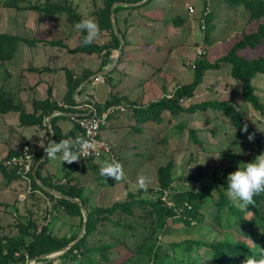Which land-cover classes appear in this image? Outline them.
I'll return each mask as SVG.
<instances>
[{
    "label": "rangeland",
    "instance_id": "1",
    "mask_svg": "<svg viewBox=\"0 0 264 264\" xmlns=\"http://www.w3.org/2000/svg\"><path fill=\"white\" fill-rule=\"evenodd\" d=\"M109 1L110 0H0V33L22 38L42 37L44 38L43 41L46 39H62L61 42H63V40L66 39L71 47L78 46L81 44L80 37L82 35V30L75 27L79 22L75 21V18L71 16L72 13L76 12L75 15H78V17L80 16L82 19L94 21L97 26L100 15H108L113 9L114 5L110 7L108 4ZM209 1L212 2L213 26L209 21L210 19L207 18L210 39L207 42L205 41L203 45L204 49L207 50V60L213 63L228 55L232 46L243 40L244 36L248 37L251 36L252 33L257 32L260 24L264 23V18H262L260 22L251 20L250 11H246L243 6H239L241 7L239 9L238 6L230 7L228 4L224 3V0ZM191 7L194 12L190 11ZM47 9H49L48 12L46 11ZM66 9H68V11H66ZM163 9H167V11H164L165 17H163V20L159 22H148L146 14L149 15L151 12ZM202 9L203 0H153L149 5L141 4L125 7L120 11L113 10L119 29L126 36H129L128 39L131 42H129L131 45L126 48L127 50L123 58V62L125 63L126 61V63L122 70L126 67L127 76L125 78L122 76L121 78L123 79L122 82L125 88L135 87V90L141 93L144 88L143 85L150 80L151 76L156 71H158L155 67L151 66L149 60L152 61V65H156V67L160 66L161 69L163 63L168 65L161 75H158L156 72L155 79L152 81L150 80L149 92H151V95L148 102L151 100L158 101L164 96L169 98L178 85L190 82V75L193 77V62L198 58L196 51L200 45L197 44V42L201 40L204 35V32L201 31ZM69 10H71V12H69ZM181 17L186 21L184 27L181 25L182 23L174 26V19H179ZM209 18H211V16ZM139 30H141V34ZM93 37L98 40V43L105 44L107 40L109 42V39H111L110 29H104L102 31L96 29V33ZM148 37H152L151 40ZM133 40L139 44H132ZM21 45L24 44L18 46V51ZM137 47L140 52L138 55L135 49ZM176 47L178 49H175ZM168 49H170L169 53L166 52ZM171 51L173 52L170 56L169 54ZM116 54L117 51L114 52V57ZM238 55L244 57L248 61L264 58V41L261 43L260 40L256 48L247 47L241 49ZM93 59L98 60V57L93 56ZM8 61L11 60H0V81H3L5 77L8 78L10 74L5 66ZM82 61L83 60H81V62ZM93 64L95 66L93 70L98 71L101 69L98 61H93ZM149 66L151 71L147 72ZM232 70L233 64L224 62L220 70H209L206 72L203 83L199 85L195 91L194 97L190 99L184 98V101L180 100V105H182V107H187L194 103H205L215 100L227 101L234 98L242 105L241 109L245 114L247 124L255 127L264 138V118L259 112L250 108L249 104L243 103L241 100V86L240 83L231 76ZM83 73L82 70L77 74L78 77L84 78L86 75ZM113 75L117 80L120 79L117 71H115ZM104 76L107 78L108 75ZM98 79L102 80L101 77H98ZM253 83L257 89L256 93L264 102V76H258ZM8 86L10 85L7 84V87ZM4 87L2 83L0 92L5 90ZM129 92L131 91L129 90ZM10 93L15 95L12 92ZM153 120L154 123H158V126L156 128L155 124H151L153 129H151L152 131L149 135L152 136L153 140L150 139L149 141L153 144V147H150V151L147 153L151 154L146 157L147 161L145 160V164L141 162L142 164L140 163L137 165L136 161L134 164H127V167H124L125 176L123 177L125 179L123 177L115 180L106 178L107 183L106 180L103 182V185H122L120 186L122 192L119 193L118 202L128 201V196L130 194L139 197V192H141V190L147 191L144 192L143 195L141 194L144 199H155L158 201L160 195L158 190L161 185L158 171L160 168H164L167 164L172 163L173 183L170 186L171 192L170 195H165L162 199L164 203H162L163 205L166 204L169 207H174L175 201L178 200L177 196L179 193L183 194L189 191H199L204 185L211 183L215 177L222 176L227 169L232 167L237 170L240 164L250 162V160H248V154H252V152L256 150L254 145H250V148L242 146L236 135L233 124L223 112L208 109L205 111L198 110L194 114L188 115L164 113L163 118L159 120L153 118ZM190 131H196V136L202 141L201 145L195 143ZM242 153L244 154L242 155ZM132 169L134 173H131ZM199 171H202V175L197 183L190 184L185 181L190 173H197ZM127 173L129 175V180H126ZM130 184H134V186H129ZM149 195H151V198ZM215 198L216 195L213 196L214 200ZM134 201L137 202L135 199ZM38 205L44 210L43 215L40 216L41 219L39 220V224H36L37 228L33 233H40L42 227L47 224L45 221L48 217L52 218L54 215H56V217L62 215L60 214L61 209L58 205H56V209L54 208L53 210H48L47 207L43 208V201L38 203ZM54 205L55 202L52 203V207H54ZM91 206L96 207L98 204L96 203ZM152 209V206L146 205L145 208L140 207V209L137 210L143 211V216H145L149 211H152ZM183 209L184 208L181 207L180 211H183ZM199 213L203 220L201 224L196 223L188 227L181 221L169 218L162 232L156 230L158 232L156 233L157 242L170 253L171 258H169V261L171 264H187L190 259L195 260L197 264H216L212 259L213 252H210L209 247L195 246L194 251L188 253L187 248L189 247V242L202 241L203 243L213 244L222 241L223 238L228 235L232 237L233 241L238 242L239 240H245V238L248 240V237L256 239L261 235L260 227L258 225L253 227L248 222L243 223L233 220L229 227H226V221H223L221 225L217 224L216 207L214 201L209 199L204 203V207ZM26 218L29 219L28 217ZM143 222L139 225L141 230L147 226L149 229L156 227L155 222L152 224L147 218ZM15 223H19V221ZM82 226H80L78 220L76 232L72 237L77 236L78 238L82 234ZM104 230L106 232L108 231V233H104V236H97L96 233L95 235L88 236L86 242L83 244L91 248L105 246L110 243V240H107L108 236L111 238V235H120L119 231L113 229L111 225ZM141 230L139 231V235H136V241V236L134 237V242H132L128 236H119L120 238L118 240L123 242L115 244L113 249L109 250V258L107 261L104 260L107 254L104 250L98 253H90V257L86 254V257H84L81 251L85 252V245L82 244V248H78L76 252L66 257L63 256L65 254L63 251L55 252L44 256L43 258L45 260L41 262L37 259H28L26 250L23 249L21 252H16L14 254V260L8 264H130L137 262L145 264L149 259L148 255H146L147 250L153 247L152 243L155 242V239L153 236L150 238L149 233L141 234ZM11 232L14 235L10 237H17L20 235L17 224L13 225V230H11ZM81 238L75 245H78ZM24 240L26 243L25 245L28 246L29 242L32 241V237H26ZM131 242L132 244H130ZM139 243L140 245L144 244L141 250L142 253L132 254L131 249L134 250V246L136 247ZM23 254L26 258L25 261L21 259ZM54 255L56 257L53 258ZM133 256H138L137 262L131 259ZM228 264L244 263L237 261V263L229 262Z\"/></svg>",
    "mask_w": 264,
    "mask_h": 264
},
{
    "label": "trees",
    "instance_id": "2",
    "mask_svg": "<svg viewBox=\"0 0 264 264\" xmlns=\"http://www.w3.org/2000/svg\"><path fill=\"white\" fill-rule=\"evenodd\" d=\"M144 0H110L109 6L111 7L115 3H124V4H134L139 5L138 3ZM153 0L147 1L146 5L152 3ZM225 4H228L230 7L236 6H243L246 11H250L251 13V20H255L260 22L262 18H264V0H224ZM211 4L209 0H203V9L201 20L205 22V29L201 26V31L204 32L203 37L201 40L197 42L200 46L204 44V42L209 41V27L208 19L212 25L213 13L211 10ZM143 5V4H142ZM126 6H119L114 9V11H120L124 9ZM239 7V9L241 8ZM72 9V7H71ZM58 10V9H57ZM65 10V9H64ZM74 12L75 10L72 9ZM47 12L49 9L46 10ZM68 11V9H66ZM110 11V10H109ZM113 11V12H114ZM71 12V10H69ZM76 13V12H75ZM72 13V17L75 18V21L81 22L88 19H82L80 16L75 15ZM111 13L108 15L101 14L98 21H97V29L102 31L104 29H110L111 32V39L108 43L100 44L96 41L94 37L91 39H86L87 32L82 30V35L80 37L81 44L75 48V51L78 53H88V54H97L102 56V64L101 69L103 67L108 66L114 60V52L118 50L120 47V39L118 35L115 33L113 22L111 18ZM115 14V12H114ZM107 16V17H105ZM211 16V18H209ZM208 18V19H207ZM74 20V19H73ZM184 19L181 17L179 19H174L173 25H178L183 23ZM118 26V24H117ZM213 26V25H212ZM119 28V27H118ZM213 28V27H212ZM211 28V29H212ZM124 40L125 46L126 42V35L121 32ZM264 41V23L260 24L259 30L255 33H252L251 36H244L243 40L237 42L236 45L232 46L230 53L215 62H210L207 60V50H205V54L201 57L196 58L193 62L192 69H193V79L191 82L187 84L178 85L177 88L174 89V92L171 97L164 96L158 101L152 102L148 105L145 109L146 114L151 115V118H156L159 120L161 114L164 111H168L172 115H179V114H194L196 111L201 110L205 111L208 109L223 112L225 116L229 118L231 123L233 124L236 135L238 136L241 144L243 147L250 148V145H254L256 150L252 152V154H248V160L250 162L255 159L261 153H264V138L262 135L256 130L255 127L252 125L247 124L245 114L242 111V105L239 104L236 99L231 98L227 101H208L205 103H194L190 104L187 107H182L180 105V100L184 98H193L195 91L203 83L204 76L206 72L209 70L218 71L221 69V65L224 62H229L233 64V70L231 72V76L240 83L241 92H242V101L246 104H249V107L254 109L255 111L259 112L260 115L264 118V102L262 101L261 97L256 93V87L254 85V80L262 75L264 76V58L260 60H252L248 61L244 57L238 55V52L241 49L250 47L256 48ZM37 42L44 43L41 40H26L24 38L13 36L6 33H0V60H12L16 53L18 52V46L21 43L34 45ZM47 43V42H46ZM48 44H61V41H52L48 42ZM124 46V47H125ZM124 52V48H123ZM122 52V54H123ZM122 57V56H121ZM121 60V58H120ZM119 60V62H120ZM119 62L116 68L119 65ZM115 68V70H116ZM100 69V70H101ZM114 71V70H113ZM84 78H80L74 81V77L72 74H67V84H68V93H67V100L72 99L73 93L76 89L82 84V82L89 79L91 76L95 75V73H87ZM73 102V100H72ZM74 104H77L75 101ZM117 100H113L109 102L107 105L116 104ZM105 105V106H107ZM104 106V107H105ZM34 107L36 112L38 110H43V114L40 116H36V114H26L25 111L21 108L20 104H15L14 99L9 96L6 92H0V113H7L10 111H21L20 119L24 125H39L44 122V119L50 116L54 111L59 110L63 111V109L53 104L51 105L48 100L43 102H36L34 103ZM22 109V110H21ZM99 109V108H98ZM77 125V124H76ZM52 127L54 131V141L60 138V134L54 123L52 122ZM247 129L244 131V129ZM192 133V137L195 140V143L201 145L202 141L199 140V137L196 136V131H190ZM75 135L78 136L76 143L73 147L69 148L71 154L75 155L78 145L82 142L84 138V134L82 129L77 125L75 130L73 131ZM102 135V134H101ZM249 136L252 137L249 140ZM25 145V144H24ZM31 145V144H29ZM33 146V145H31ZM23 147V146H22ZM36 147V146H35ZM19 153V152H18ZM17 153V154H18ZM17 154H11L7 158H10ZM69 154V153H68ZM244 153H242L243 155ZM43 158L42 152L39 151L37 155V163H39V168L43 165L41 161ZM93 161V160H87ZM5 169V168H4ZM14 174L13 176L20 181H22L19 176L15 173L14 170H11ZM235 169L232 167L227 169L222 176L215 177L211 183L204 185L199 191H189L185 193H179L178 200L175 201L174 207L167 206L166 204L163 205L162 199L165 197L166 192L167 195H170L171 189L170 186L173 183V166L172 163L167 164L166 167L160 168L158 171L159 181L161 185L159 186L158 193L159 200L156 201L155 199H144L143 195L144 192L141 190L140 196L136 197L133 194L128 196V201L116 202L112 206L108 208L104 207H92L88 205V198L84 195L83 187L74 182L68 181L64 185L54 187L50 185V183L45 184L48 187L55 189L56 191L69 196L71 198L79 199L82 201L83 206L86 208L88 212L87 218V226L85 235L81 238L78 245H73L70 249H68L64 257L76 252L78 248H82V244L86 242L87 237L91 235L97 236H104L106 232L104 229H107L110 225L113 229L119 231V236H128L130 240L133 241L134 237L139 235V225L141 222L145 221L146 218L150 221V223L155 222V228H150L147 226L143 228L140 232L141 234L149 233L150 238L153 236L155 242L152 243L153 247L148 248L147 254L149 259L145 264H171L169 258H171L170 253L162 247L156 238V233L162 232L167 224L169 218H172L176 221H181L184 225L191 227L194 224L198 223L201 224L203 222L202 217L199 211L204 207V203L209 199L214 201L216 207V220L217 224H222L223 221L227 222L226 227L231 225V221L235 220L238 222L243 223H250L253 227L258 225L261 230V235L259 238H249L248 240H239L235 242L232 240L231 236H225L222 241L208 244L203 243L202 241H193L189 242V247L187 248L188 253H192L196 247H209L210 252H213V261L216 264H228L230 263H237V261H241L246 264L247 260H250L255 264L256 261L264 259V192H261L253 197L252 203L241 208L238 202H233L229 200L226 192L227 188V176L229 173L234 172ZM37 172V171H36ZM202 175V171L197 173H190L185 181L190 184H195L200 180V176ZM33 183L31 186V190L27 199L34 198L37 202L41 203L45 200V196L55 202L54 208L56 209V205L60 207L63 212H65L68 216L77 218L79 220L80 226L84 223V215L82 213V207L71 200L68 199H59L56 198L54 195L50 194L46 190L41 189L35 180V176L33 175ZM42 191V193L40 192ZM152 191V190H151ZM150 192V191H149ZM148 192V193H149ZM41 193V194H40ZM157 193V194H158ZM216 195L215 200L213 196ZM153 196V194L151 193ZM151 195L149 197L151 198ZM26 199V200H27ZM137 200L136 201H134ZM35 204L38 205V203ZM163 202V203H162ZM147 206H152V211H149L148 214L143 216V211L137 210L140 207L145 208ZM183 207V211H180V208ZM40 208V207H39ZM179 208V209H178ZM30 212V211H29ZM249 214V215H248ZM28 217L29 219H27ZM23 216L19 223H17V227L19 228L20 235L17 237H9L0 235V264H8L9 262L14 260V254L16 252H21L23 249L26 250V256L28 259L31 260H38L39 262L45 260L43 257L53 254L55 252H61L64 248L68 247L72 242L76 241L78 238L76 237H57L55 236L49 227L50 223L44 225L40 231V233H33L34 230L37 228V223L33 220L32 215ZM25 218V220H23ZM32 219V220H31ZM47 221V220H46ZM144 223V222H143ZM158 230V232L156 231ZM116 234V233H114ZM108 236V235H107ZM117 235H111V238L108 236L107 240H110L105 246L100 247H89L85 244V252L81 251L84 257L86 254L90 257V253H98L99 251L102 252L103 250L106 251V258L104 260H108L109 250L113 249V246L118 243H122L123 241H119L120 238ZM137 236L135 241L137 240ZM32 237V241L29 242V245L26 246L24 238ZM122 238V237H121ZM247 240V241H246ZM132 242L130 244H132ZM142 246L144 244L134 246V250L131 249L132 254H141L142 253ZM172 247V246H171ZM174 247V246H173ZM256 248V249H255ZM87 256V257H88ZM138 256L131 257L132 260L137 262ZM92 258V257H91ZM90 258V259H91ZM22 260L25 261V255L23 254L21 257ZM86 259V258H84ZM83 259V260H84ZM129 259V260H131ZM130 264H140L137 263H130ZM187 264H197L195 260L190 259Z\"/></svg>",
    "mask_w": 264,
    "mask_h": 264
},
{
    "label": "crops",
    "instance_id": "3",
    "mask_svg": "<svg viewBox=\"0 0 264 264\" xmlns=\"http://www.w3.org/2000/svg\"><path fill=\"white\" fill-rule=\"evenodd\" d=\"M164 11H167V9L151 12L149 15L146 14L148 22H159L163 20V17H165ZM185 24L186 21L181 25L184 27ZM139 31L141 34V30ZM128 37L129 36H126L127 44L124 47L119 65L116 70L113 69L114 71H111L113 73L115 71L118 72L120 77L119 80H117L111 72L106 74L108 75L107 78H105L104 75H100L102 71L107 70L112 65L114 60L108 66L103 67V69L95 71L93 70L95 67L93 61H98L101 68L102 56L97 54L78 53L75 51V48L79 45L71 47L66 39H64L61 44L51 45L48 44V42L62 41V39H46L43 41L44 38L42 37L24 38L26 40H41L44 43L37 42L34 45L21 43L24 45H21L15 57L11 61L6 62L5 66L10 74L8 78L5 77L3 81H0V89H2L3 83L5 86L3 92L8 93L9 96L14 99L15 104L19 103L26 114H36L37 117L43 114L44 111L41 109L36 112L34 103L46 100H48L51 105L56 104L62 109L64 107V109L63 111H54L39 125H24L20 119L21 111L0 113L1 235L13 236L14 234L11 232V230H13V225L17 224L15 222L19 221L23 216L32 215L33 220L39 224V220L41 219L40 216L43 215L44 209L39 208V205L35 204L37 201L34 198H26L27 200L25 199V201L19 200L21 195L26 194L27 185L18 178L16 179L13 176L14 173L3 166V161L12 153L17 154L24 144L36 146L39 151L42 152L43 158L41 161L43 165L39 168L38 172V163L34 173L36 183L41 189H53L48 187L45 182H49L50 185L54 187L64 185L54 184L52 179H57L58 181L65 179L66 183H68V181H74L83 187L84 195L89 200V206L97 203L99 207L108 208L118 202L119 193L122 192L120 186L122 185H103L105 180L107 183V177L100 174V169L111 161L104 156L93 161H84L68 152L69 148L74 146L78 138V136L73 133L77 126L74 117L86 113V105L91 103L96 105L99 110H102L109 102L117 100L116 104L127 105L129 107V111L126 113L111 117L108 124L102 129L101 135L102 140L111 145L112 153L121 166L122 170H119V178L125 176L124 167H127V164H134L136 161V164L139 165L141 162L145 164L147 161L146 157L151 154L147 153H149L150 147H153V144L149 141L150 139L153 140V138L149 134L152 131L151 129H153V124L156 125V128L158 126V123H154L151 115L148 117L146 114L147 111H145L146 107L154 102V100L148 102L151 95V92H149L150 80L152 81L155 79L156 72L158 75H161L162 72L166 70L168 64L163 63L161 69L160 66L156 67V65H152V61L149 60L151 66L155 67L159 72L156 71L151 76L150 80L143 85L144 88L141 93L135 90V87L125 88L121 77L123 76L125 78L127 76L126 67V70H122V68H124L126 63V61L125 63L123 62L124 53L127 50L126 48L131 45ZM148 38L151 40L152 37ZM96 41L98 42V40ZM107 42L108 40L106 43ZM132 44L137 45L139 43L133 40ZM135 49L138 51V47ZM175 49L178 48L176 47ZM169 50L170 49L166 52L169 53ZM137 51L136 54H140V52ZM172 52L173 51L169 54L170 56ZM93 56L98 57V60L93 59ZM81 60L83 61L81 62ZM82 70L84 75L92 72L95 73V75L82 82L73 93L72 99L67 100V74H72L75 79L74 81H76V79H80L77 74ZM149 71H151L150 66L147 69V72ZM98 77H101L102 80H99ZM190 77L189 80L191 82L193 77L191 75ZM7 84L10 86L7 87ZM129 90L131 92H129ZM10 92L14 93L16 96ZM72 100L78 103L74 104ZM164 113L169 114L168 111H164L160 116L161 118H163ZM52 122L60 134V138L57 141H54ZM61 142L66 143L62 146ZM50 146L58 149L55 153V159L47 157L46 151ZM66 151L69 153L70 157H75L73 162H64L62 159ZM131 173H134L133 169ZM128 176L127 173L126 180H129ZM33 181L34 179L32 177V183ZM129 186H134V184H130ZM44 199L43 208L47 207L48 210H53L54 207H52V203L54 202L46 196ZM60 212L59 213L62 214L61 216L56 217V215H54L52 218L48 217L45 222L50 223V230L55 236L72 237L76 232L78 219L68 216L63 210ZM23 220H25V218Z\"/></svg>",
    "mask_w": 264,
    "mask_h": 264
},
{
    "label": "built area",
    "instance_id": "4",
    "mask_svg": "<svg viewBox=\"0 0 264 264\" xmlns=\"http://www.w3.org/2000/svg\"><path fill=\"white\" fill-rule=\"evenodd\" d=\"M190 11L194 12L192 7ZM202 28L205 29L204 20H202ZM196 52L197 57L203 56L205 54L204 45L199 46ZM85 108L87 110L86 113L74 117L76 124L82 129L84 134V138L78 145L75 155L84 161L95 160L104 156L111 161V164L117 165L119 170H122L117 158L112 153L111 145L102 140L101 134L102 129L108 124L111 117L126 113L129 107L127 105L111 104L103 107L102 110H99L96 105L90 103L86 105ZM38 152V147L25 144L17 155L6 158L3 161V166L8 170H14L19 178L27 185L26 194L19 197L21 201H25L31 190L32 177L38 164ZM52 182L61 185L65 184L66 180L63 179L58 181L57 179H52ZM167 194L168 193L166 192V195Z\"/></svg>",
    "mask_w": 264,
    "mask_h": 264
},
{
    "label": "clouds",
    "instance_id": "5",
    "mask_svg": "<svg viewBox=\"0 0 264 264\" xmlns=\"http://www.w3.org/2000/svg\"><path fill=\"white\" fill-rule=\"evenodd\" d=\"M75 27L87 32L86 39H91L95 35L97 29L96 24L92 20L81 21L77 23ZM246 130L245 128L244 131ZM251 139L252 137L249 136V140ZM65 143L66 142H61V145L63 146ZM57 150V148L50 146L46 151L47 157L55 159ZM62 159L64 162L71 163L75 160V157H70L68 153L65 152ZM100 174L107 178L118 179L119 167L113 164H106L100 169ZM226 181V192L229 200L238 202L241 208L251 204L255 195L264 192V153L255 157L251 162L240 164L237 170L228 174ZM246 264H253V262L247 260ZM255 264H264V259L256 261Z\"/></svg>",
    "mask_w": 264,
    "mask_h": 264
},
{
    "label": "water",
    "instance_id": "6",
    "mask_svg": "<svg viewBox=\"0 0 264 264\" xmlns=\"http://www.w3.org/2000/svg\"><path fill=\"white\" fill-rule=\"evenodd\" d=\"M147 1H149V0H144V1L140 2V3H138V4L141 5V4L146 3ZM119 6H126V7H128V6H135V5L134 4L115 3L114 6H113L112 13H111V17H112V22H113V27H114L115 33L118 35V37L120 39V47L117 50V54H116V56L114 58V61H113L112 65L107 70L102 71L101 74H100L101 76L110 73L113 69L116 68V66H117V64H118V62H119V60L121 58V55H122V52H123V48L125 46V40H124L122 34L119 31V28L117 26V20H116L115 14L113 12V10L116 7H119ZM46 191L49 192L50 194L54 195L57 198H60V199H68V200H71L73 202H76V203H78L82 207L81 208L82 209V213H83V215L85 217L84 223H83V226H82V234L78 237V239L75 242L71 243L68 247H66V248L63 249V252L65 253L68 249H70L73 245H75V243L78 242V240L85 234L86 226H87L88 212H87L86 208L83 206V203H82L81 200L75 199V198H71V197L66 196V195H64L62 193H59V192H57V191H55L53 189L46 188ZM54 257H56V256L54 255L53 258Z\"/></svg>",
    "mask_w": 264,
    "mask_h": 264
}]
</instances>
